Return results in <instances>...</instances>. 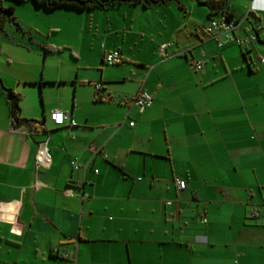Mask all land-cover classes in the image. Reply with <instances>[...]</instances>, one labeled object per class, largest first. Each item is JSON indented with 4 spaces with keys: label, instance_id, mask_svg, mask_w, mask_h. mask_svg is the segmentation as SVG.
<instances>
[{
    "label": "crops",
    "instance_id": "1",
    "mask_svg": "<svg viewBox=\"0 0 264 264\" xmlns=\"http://www.w3.org/2000/svg\"><path fill=\"white\" fill-rule=\"evenodd\" d=\"M208 1H6L21 30L0 33V79L30 124L14 127L0 86V264H264V36L220 48L204 32L252 8L238 34L264 26V0H214V15ZM141 91L154 99L142 114ZM55 110L70 114L62 127ZM42 142L50 168L36 165Z\"/></svg>",
    "mask_w": 264,
    "mask_h": 264
},
{
    "label": "built area",
    "instance_id": "2",
    "mask_svg": "<svg viewBox=\"0 0 264 264\" xmlns=\"http://www.w3.org/2000/svg\"><path fill=\"white\" fill-rule=\"evenodd\" d=\"M256 12V9L252 8L244 20L229 19L227 16L223 15L218 18H212L208 25L204 28L205 34L212 40L216 41L220 48L226 47L228 45H237L239 47L248 46L260 40L261 36H264V26L255 24L253 28H248L245 31V36H240L238 33L244 30L243 22L251 21V16ZM251 23V22H250ZM171 45H165L161 48L162 53H166L167 49ZM106 63L109 66H117L122 64V57L119 52H113L106 56ZM261 64H264V57H259ZM191 68L194 71H201L204 68V63L201 61L194 60L191 63ZM101 84H97V91H101ZM132 106H135L138 109L139 113H144L150 109L154 104V99L151 94L146 91H141L133 100ZM51 122L56 127H62L65 125V122L70 119V114L61 110H55L50 115ZM131 127L135 126V123L130 124ZM14 130V128H13ZM91 149L98 153L99 149L95 146H92ZM107 158V154H104ZM36 165L38 168H50L52 165V157L50 149L47 142H42L40 144L37 156H36ZM75 170H79L81 167L79 165L73 164ZM176 185L179 190H184L186 188V182L182 180H176ZM37 188H39L37 186ZM172 203H168L171 205ZM261 207H254L251 211V218L258 219L262 215ZM204 224L208 222L206 218H203L202 221ZM62 257L67 260L69 256L63 254Z\"/></svg>",
    "mask_w": 264,
    "mask_h": 264
},
{
    "label": "trees",
    "instance_id": "3",
    "mask_svg": "<svg viewBox=\"0 0 264 264\" xmlns=\"http://www.w3.org/2000/svg\"><path fill=\"white\" fill-rule=\"evenodd\" d=\"M6 1H14L20 4L33 2L37 7L43 8L47 11H54L61 8L73 9L77 11H107L109 8L122 5L142 6L144 8H150L154 5L165 6L172 0H0V33H5V27L8 23L13 24L21 30L20 25L16 21L14 8L6 7ZM203 4L210 9V15H214L220 10H224L225 7L223 2H215L214 0H210ZM224 15L229 19H234L228 12H225ZM0 86L3 89L5 99L8 103L9 113L14 127L19 128L22 125L30 124V121L21 118L20 102L22 101V96L5 88L1 79Z\"/></svg>",
    "mask_w": 264,
    "mask_h": 264
},
{
    "label": "rangeland",
    "instance_id": "4",
    "mask_svg": "<svg viewBox=\"0 0 264 264\" xmlns=\"http://www.w3.org/2000/svg\"><path fill=\"white\" fill-rule=\"evenodd\" d=\"M15 17L18 18V16L16 15V13H15ZM17 22H18V21H17ZM18 24H19V23H18ZM9 25H10V24H7L6 27H9Z\"/></svg>",
    "mask_w": 264,
    "mask_h": 264
}]
</instances>
